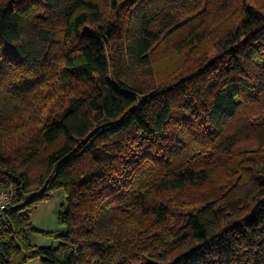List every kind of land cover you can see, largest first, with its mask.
<instances>
[{"label":"trees","instance_id":"trees-1","mask_svg":"<svg viewBox=\"0 0 264 264\" xmlns=\"http://www.w3.org/2000/svg\"><path fill=\"white\" fill-rule=\"evenodd\" d=\"M213 1L0 0V264H264V0ZM202 6L213 53L189 29L155 83L162 33ZM55 190L65 231L33 245Z\"/></svg>","mask_w":264,"mask_h":264},{"label":"rangeland","instance_id":"rangeland-1","mask_svg":"<svg viewBox=\"0 0 264 264\" xmlns=\"http://www.w3.org/2000/svg\"><path fill=\"white\" fill-rule=\"evenodd\" d=\"M211 5L214 9H218V6L219 8L223 7L222 2H218L217 0H214ZM234 5L235 4H232L231 6ZM204 9L205 6H202V8L193 9L188 13L183 14L179 18L178 22L171 25L170 28L166 29L162 33V37H165V40L160 44V46L157 45L151 55L154 64L153 69L155 73L153 80L155 83H162L172 79L177 72L174 67L176 61L179 59V55H176L174 52V50L177 49L175 41H177V39L180 38V35H183L184 32L189 29L192 31L206 27L205 30L207 31L206 36L199 43L197 42V44L192 46V54L195 53V57L196 55L204 57L213 53L214 49L212 45L215 43L213 41H216L219 37L218 35L221 31V25L212 24L211 21L209 22V18L203 15L205 14L203 11ZM234 11L235 6L234 10L232 8V11L230 9L227 10V12L230 13ZM195 57L192 60H196ZM223 179V173L216 172L212 183L209 184V187L214 186V189H216L221 184ZM63 201V193L60 190H55L50 198L41 201L29 212V219L32 225L38 230L29 235L31 244L45 247L57 246L59 239L56 235L65 231V227L61 226L57 221V211ZM42 232H51V234H44ZM26 264L43 263L39 258L35 257L29 259Z\"/></svg>","mask_w":264,"mask_h":264},{"label":"built area","instance_id":"built-area-1","mask_svg":"<svg viewBox=\"0 0 264 264\" xmlns=\"http://www.w3.org/2000/svg\"><path fill=\"white\" fill-rule=\"evenodd\" d=\"M16 198L11 188L0 189V227L6 221V210L12 205Z\"/></svg>","mask_w":264,"mask_h":264}]
</instances>
